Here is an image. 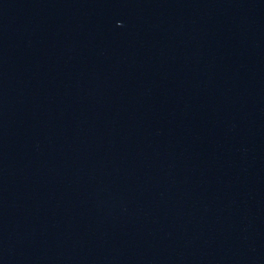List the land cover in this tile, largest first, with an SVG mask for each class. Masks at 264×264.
I'll use <instances>...</instances> for the list:
<instances>
[{"label":"water","instance_id":"95a60500","mask_svg":"<svg viewBox=\"0 0 264 264\" xmlns=\"http://www.w3.org/2000/svg\"><path fill=\"white\" fill-rule=\"evenodd\" d=\"M0 264H264V0H0Z\"/></svg>","mask_w":264,"mask_h":264}]
</instances>
